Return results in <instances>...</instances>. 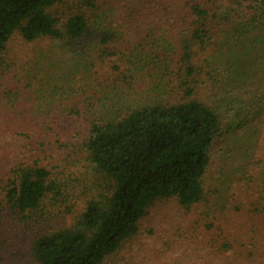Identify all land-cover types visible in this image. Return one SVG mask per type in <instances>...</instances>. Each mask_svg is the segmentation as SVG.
I'll return each instance as SVG.
<instances>
[{
    "label": "trees",
    "instance_id": "1",
    "mask_svg": "<svg viewBox=\"0 0 264 264\" xmlns=\"http://www.w3.org/2000/svg\"><path fill=\"white\" fill-rule=\"evenodd\" d=\"M59 1L0 0V62L16 34L62 40L83 60L96 41L113 71L157 77L87 110L77 144L87 165L74 182L63 163L78 156L58 119L42 116L34 135L19 132L26 123L0 129V191L12 211L87 197L69 226L35 238V262L102 264L150 207L176 199L227 221L222 248L239 264H264V0H79L65 17ZM132 26L135 44L122 38Z\"/></svg>",
    "mask_w": 264,
    "mask_h": 264
},
{
    "label": "rangeland",
    "instance_id": "2",
    "mask_svg": "<svg viewBox=\"0 0 264 264\" xmlns=\"http://www.w3.org/2000/svg\"><path fill=\"white\" fill-rule=\"evenodd\" d=\"M78 7L79 0H60L54 10L65 17ZM137 29H127L123 40L135 44ZM124 41L120 43L126 48ZM85 45L94 52L91 58L83 60L62 40L26 41L16 34L0 62V129L14 132L15 126L26 123L19 132L34 135L42 116L58 119L57 131L72 140L68 145L71 157L78 156L75 164L72 158V165L63 163L66 170L73 172V182L87 165L82 161L83 148L77 145L85 131L87 110L91 116L95 114L94 107H100L98 100L113 89L132 88V93H140L141 87L150 82L146 80L149 75L157 77L156 73L126 68L124 64L113 71L109 67L114 64L102 61L97 53L96 41ZM126 71L130 75L127 79L123 75ZM263 71L264 68L259 71L260 78ZM68 148L59 153L55 149L53 155H69ZM85 198L54 203L47 200L36 212L20 214L6 205L0 191V264H37L31 252L35 238L46 230L69 226L84 209ZM226 222L221 217L215 221L205 202L186 209L176 199L158 201L139 221L136 234L102 264H239L222 248Z\"/></svg>",
    "mask_w": 264,
    "mask_h": 264
}]
</instances>
